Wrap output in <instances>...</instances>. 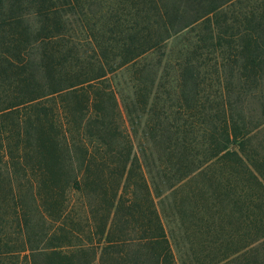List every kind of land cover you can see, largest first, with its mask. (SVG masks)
<instances>
[{
  "label": "trees",
  "instance_id": "16d2710c",
  "mask_svg": "<svg viewBox=\"0 0 264 264\" xmlns=\"http://www.w3.org/2000/svg\"><path fill=\"white\" fill-rule=\"evenodd\" d=\"M182 229L264 264V0H0V264H178Z\"/></svg>",
  "mask_w": 264,
  "mask_h": 264
},
{
  "label": "rangeland",
  "instance_id": "374dc122",
  "mask_svg": "<svg viewBox=\"0 0 264 264\" xmlns=\"http://www.w3.org/2000/svg\"><path fill=\"white\" fill-rule=\"evenodd\" d=\"M175 45L176 42H172ZM203 236L197 231L175 230L172 246L178 264H208V251L202 247ZM213 264H224V261Z\"/></svg>",
  "mask_w": 264,
  "mask_h": 264
}]
</instances>
